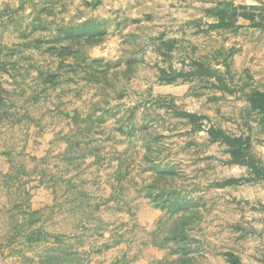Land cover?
I'll list each match as a JSON object with an SVG mask.
<instances>
[{
    "label": "rangeland",
    "instance_id": "rangeland-1",
    "mask_svg": "<svg viewBox=\"0 0 264 264\" xmlns=\"http://www.w3.org/2000/svg\"><path fill=\"white\" fill-rule=\"evenodd\" d=\"M207 5L5 2L0 264H264V8Z\"/></svg>",
    "mask_w": 264,
    "mask_h": 264
},
{
    "label": "crops",
    "instance_id": "crops-1",
    "mask_svg": "<svg viewBox=\"0 0 264 264\" xmlns=\"http://www.w3.org/2000/svg\"><path fill=\"white\" fill-rule=\"evenodd\" d=\"M7 0H0V12ZM208 7H219L226 16L225 6H236L238 9V17L241 14L244 15H255L262 8H264V0H207ZM238 19V18H237Z\"/></svg>",
    "mask_w": 264,
    "mask_h": 264
},
{
    "label": "water",
    "instance_id": "water-1",
    "mask_svg": "<svg viewBox=\"0 0 264 264\" xmlns=\"http://www.w3.org/2000/svg\"><path fill=\"white\" fill-rule=\"evenodd\" d=\"M226 16L225 20L227 23H235L238 18V9L236 6H225ZM238 258H235L237 260Z\"/></svg>",
    "mask_w": 264,
    "mask_h": 264
}]
</instances>
